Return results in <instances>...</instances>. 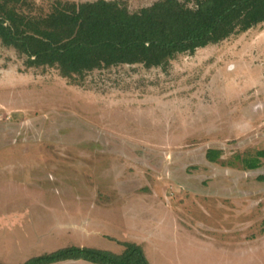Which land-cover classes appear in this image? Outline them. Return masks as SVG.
Segmentation results:
<instances>
[{"label": "rangeland", "instance_id": "1", "mask_svg": "<svg viewBox=\"0 0 264 264\" xmlns=\"http://www.w3.org/2000/svg\"><path fill=\"white\" fill-rule=\"evenodd\" d=\"M262 148L264 23L74 81L0 42V264L123 241L150 264H264V159L247 166Z\"/></svg>", "mask_w": 264, "mask_h": 264}, {"label": "trees", "instance_id": "2", "mask_svg": "<svg viewBox=\"0 0 264 264\" xmlns=\"http://www.w3.org/2000/svg\"><path fill=\"white\" fill-rule=\"evenodd\" d=\"M262 23L264 0H157L135 11L121 0H53L46 12L33 0H0V42L24 57L26 67L54 68L73 81L119 65L163 68L178 54H192ZM219 152L208 149L207 160L216 161ZM263 159L264 148L249 159L248 168H259ZM119 245V253L70 245L19 264H150L140 244Z\"/></svg>", "mask_w": 264, "mask_h": 264}]
</instances>
